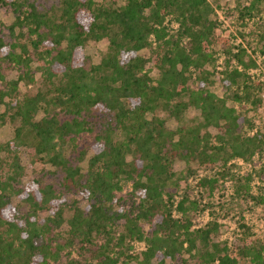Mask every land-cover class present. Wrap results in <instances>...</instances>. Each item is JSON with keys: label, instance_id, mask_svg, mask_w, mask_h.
I'll return each mask as SVG.
<instances>
[{"label": "trees", "instance_id": "trees-1", "mask_svg": "<svg viewBox=\"0 0 264 264\" xmlns=\"http://www.w3.org/2000/svg\"><path fill=\"white\" fill-rule=\"evenodd\" d=\"M26 1L3 0L15 20L1 26L0 73L12 67L20 75L0 86V127L14 126L12 142H0V264H130L139 258L128 253L133 241L146 243L145 263L264 264V243L249 224L239 223L234 256L216 241L215 218L194 226L198 199L182 197L180 214L173 212L177 162L220 165L218 175L199 180L213 192L229 176L231 159L264 155L263 128L212 90L218 75L224 88L236 87L233 101L257 107L263 83L246 71L255 65L244 59L246 49L226 47L229 38L217 32L223 22L212 3ZM103 39L108 47L99 62L78 63L79 48ZM219 45L226 52L223 69L215 65ZM37 72L38 91L19 95L20 81L33 82ZM190 108L200 110V118L184 125ZM162 111L177 128L166 124ZM20 148L64 173L63 190L41 175L24 183ZM244 176L239 189L249 194L250 174ZM122 179L132 181L125 197L117 194ZM76 192L85 205L68 200ZM74 249H81L80 258L71 257Z\"/></svg>", "mask_w": 264, "mask_h": 264}, {"label": "rangeland", "instance_id": "rangeland-1", "mask_svg": "<svg viewBox=\"0 0 264 264\" xmlns=\"http://www.w3.org/2000/svg\"><path fill=\"white\" fill-rule=\"evenodd\" d=\"M27 0L26 2H30ZM45 6H50L54 0H37ZM214 6L215 12L222 20V26L217 30L219 34L229 38V43L226 47L231 48L233 52H236L238 48L243 47L246 49V54L243 55L246 61L249 57L255 60V65L248 67L246 71L256 82H263L262 88L258 92V96L261 99V103L255 107L251 102H236L233 101L231 95L236 87L226 89L222 86L219 77L215 78V83L212 86V90L219 96L226 97L229 105L234 106L241 114L242 118L247 117L251 119L255 128L262 127L264 130V0H209ZM27 3L24 5L26 8ZM252 6L251 12H246V6ZM15 20V13L13 6L10 4H4L3 0H0V36L1 26L11 25ZM176 26V24H174ZM6 42H11L13 38L11 36L4 37ZM25 40V39H21ZM108 41L106 39L100 41H91L85 46L79 48L76 51V57L78 63H84L86 66L92 63L100 61L101 56L107 50ZM216 68L223 69L225 65L226 52L224 48L219 45L216 46ZM145 55H148L147 51H142ZM225 52V53H224ZM236 60L233 61V65L236 64ZM36 65V63H34ZM214 65V67H215ZM241 67V65H238ZM147 69L152 74H156L152 64L147 65ZM40 72L35 75V80L31 83L25 80L19 83V95L35 94L41 84ZM20 70L12 67L4 69V72L0 73V86L2 82L12 79H18ZM198 86V83H196ZM4 108H0L3 111ZM159 115L165 119L166 124L175 129L179 125V122L169 115L168 112H159ZM200 118V110L196 108H190L184 113L182 124L192 125L196 123ZM243 126L249 128L246 121H243ZM215 134L217 131L215 128L211 129ZM14 137V126L11 123H5L0 127V142L8 143L12 142ZM21 155L22 165L24 167L23 182L27 183L40 175L44 182H53L58 188H62L59 184L63 179L64 173L57 171V169L49 164L36 162L27 153L25 148L19 149ZM84 166L86 163H83ZM264 155H255L249 160H245L241 157H235L229 162V176L226 180L220 179L218 187L213 191H209L200 185L199 180L203 177L216 176L218 171L221 170V166L217 165L209 169L199 167L196 163L187 164L183 161L177 162L175 169L177 171L178 178L171 184L170 191L173 194V212L175 215H179V211L176 209V205L179 200L189 195L191 198L198 199L201 208L197 211L194 218V226H203L208 221L214 218L219 223V233L216 237V241H219L222 245H227L232 255L237 256V244L239 243L240 222L249 224L254 232V236L261 239L264 243ZM250 174V193L245 194L239 186L246 182L245 174ZM221 177V176H219ZM177 182V183H176ZM132 189V181L127 179L121 180V190L117 191L118 196L125 197ZM63 190V188H62ZM262 198V199H261ZM68 200L72 204H86V199L76 193H68ZM51 213V211L49 212ZM68 215V214H67ZM67 227L66 224L63 228ZM147 228V226H145ZM61 230V228L59 229ZM132 248L128 252L139 256L138 259H132L130 264H159L157 258H153L150 263L143 261L142 252L146 247L144 241H133ZM75 248V247H74ZM126 249V248H125ZM126 251V250H125ZM81 249H74L71 257L80 258ZM127 252V251H126ZM189 258V254L185 255ZM68 257L66 251L61 255V263L66 262ZM54 264V263H52ZM166 264H177L176 262H167ZM182 264V263H180ZM189 264H196L195 261H190ZM240 264H246V261L241 260Z\"/></svg>", "mask_w": 264, "mask_h": 264}]
</instances>
